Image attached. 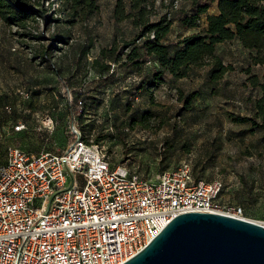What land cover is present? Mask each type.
Here are the masks:
<instances>
[{"label": "rangeland", "instance_id": "obj_1", "mask_svg": "<svg viewBox=\"0 0 264 264\" xmlns=\"http://www.w3.org/2000/svg\"><path fill=\"white\" fill-rule=\"evenodd\" d=\"M116 1L97 0L98 11L75 22L63 0H30L48 20L38 14L26 28L0 19V162L10 146L62 151L67 123L75 116L87 139L101 144L114 166L155 181L189 164L197 180L224 183L222 203L241 206L245 218L264 226V143L250 125L231 119L232 114L252 115L250 102L261 91L249 80L256 75L262 81L264 66L248 75L249 53L233 41L219 47L225 64L234 68L221 81L207 79L210 66L194 67L180 80L165 73L158 86L150 77L143 81L101 57L104 48L135 35L128 22L115 20ZM201 3L208 6L207 14L218 8V0ZM156 9L171 17L183 9L193 14L184 0H156ZM178 22L170 40L185 34ZM150 68L145 66L143 75L149 76ZM195 91L200 95L184 109L180 92ZM77 97L83 104L70 115L68 106ZM48 117L52 130L43 125ZM19 124L26 129L16 132Z\"/></svg>", "mask_w": 264, "mask_h": 264}, {"label": "built area", "instance_id": "obj_2", "mask_svg": "<svg viewBox=\"0 0 264 264\" xmlns=\"http://www.w3.org/2000/svg\"><path fill=\"white\" fill-rule=\"evenodd\" d=\"M66 128L62 151L10 146L0 162V264H125L182 213L248 220L221 202V180H197L184 164L149 181L114 166L75 116Z\"/></svg>", "mask_w": 264, "mask_h": 264}, {"label": "trees", "instance_id": "obj_3", "mask_svg": "<svg viewBox=\"0 0 264 264\" xmlns=\"http://www.w3.org/2000/svg\"><path fill=\"white\" fill-rule=\"evenodd\" d=\"M190 3L193 14L184 10L177 16L161 14L156 9V0H117L114 7V18L117 22H128L135 35L132 39L115 42L110 48L101 51L102 59L126 67L130 74H138L141 80L150 77L158 86L164 83V74L180 80L188 77L192 68L210 66L207 75L209 81L217 82L234 70L226 65L219 54L220 45L236 41L249 53V66L245 70L251 74L255 66H264V0H218V14L208 15L206 26L203 16L208 13V6L201 0H184ZM68 13L77 21L87 18L98 11L97 0H63ZM40 16L48 17L41 11L31 8L30 0H0V19L8 26L26 28ZM185 30H197L187 37L176 41L170 40L174 22ZM151 65L148 75L143 69ZM253 87H259L260 96L251 101L252 115H231L236 124L250 125L251 133L261 134L264 143V75L263 80L254 75L249 80ZM66 94L70 89L66 86ZM200 95L195 91L188 95L180 92L184 109L189 110ZM67 97V96H66ZM69 103V97L66 98ZM83 104L80 98H74L68 106L73 115V108ZM84 132V130H83ZM86 135V134H85ZM87 137V136H86ZM97 143V142H96Z\"/></svg>", "mask_w": 264, "mask_h": 264}, {"label": "water", "instance_id": "obj_4", "mask_svg": "<svg viewBox=\"0 0 264 264\" xmlns=\"http://www.w3.org/2000/svg\"><path fill=\"white\" fill-rule=\"evenodd\" d=\"M125 264H264V226L208 212H185Z\"/></svg>", "mask_w": 264, "mask_h": 264}, {"label": "crops", "instance_id": "obj_5", "mask_svg": "<svg viewBox=\"0 0 264 264\" xmlns=\"http://www.w3.org/2000/svg\"><path fill=\"white\" fill-rule=\"evenodd\" d=\"M218 14V8L216 10H214V12H212L211 14H206V17L203 18V26H206V18L208 15H217ZM179 23V22H178ZM180 25V24H179ZM181 26V25H180ZM182 27V26H181ZM197 31L196 30H185V34L183 36H179L178 38L180 37H187L189 35H192L194 33H196ZM177 40V39H176ZM246 51V50H245ZM248 52V51H247Z\"/></svg>", "mask_w": 264, "mask_h": 264}]
</instances>
